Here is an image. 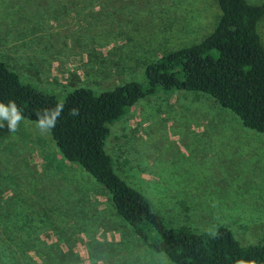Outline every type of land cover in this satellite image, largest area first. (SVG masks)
I'll return each instance as SVG.
<instances>
[{
    "label": "rangeland",
    "instance_id": "1",
    "mask_svg": "<svg viewBox=\"0 0 264 264\" xmlns=\"http://www.w3.org/2000/svg\"><path fill=\"white\" fill-rule=\"evenodd\" d=\"M221 12L217 0H0V59L61 100L81 86H147L146 66L203 40ZM259 31L264 43V18ZM0 123V264H174L51 132L27 118L15 131ZM110 127L115 171L167 225L262 242L263 133L211 95L177 89L145 96Z\"/></svg>",
    "mask_w": 264,
    "mask_h": 264
},
{
    "label": "trees",
    "instance_id": "2",
    "mask_svg": "<svg viewBox=\"0 0 264 264\" xmlns=\"http://www.w3.org/2000/svg\"><path fill=\"white\" fill-rule=\"evenodd\" d=\"M217 2L222 12L213 32L150 62L145 71L147 86L133 81L101 92L81 86L61 100L24 82L0 59V103L14 101L22 117L35 122L62 104L50 131L61 153L105 186L117 213L174 264H264V238L244 246L225 226L197 232L167 225L145 196L115 171L106 149L113 122L160 89L207 93L235 112L245 126L264 134V43L259 31L264 0ZM73 109L77 115L70 114ZM146 228L155 231L159 240L151 243Z\"/></svg>",
    "mask_w": 264,
    "mask_h": 264
},
{
    "label": "clouds",
    "instance_id": "3",
    "mask_svg": "<svg viewBox=\"0 0 264 264\" xmlns=\"http://www.w3.org/2000/svg\"><path fill=\"white\" fill-rule=\"evenodd\" d=\"M63 111V105H57L56 109L51 112H46L43 117L38 119L37 127L42 133H48L56 125V120ZM71 115H77L78 111L70 110ZM23 119L20 109H18L14 101H9L8 105L0 103V120H6L7 126L10 131H15L18 123ZM3 123H0V128L4 127Z\"/></svg>",
    "mask_w": 264,
    "mask_h": 264
}]
</instances>
